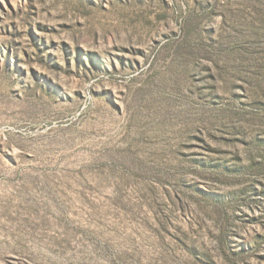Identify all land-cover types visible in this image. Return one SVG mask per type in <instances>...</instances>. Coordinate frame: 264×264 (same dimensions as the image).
<instances>
[{
	"label": "rangeland",
	"instance_id": "1",
	"mask_svg": "<svg viewBox=\"0 0 264 264\" xmlns=\"http://www.w3.org/2000/svg\"><path fill=\"white\" fill-rule=\"evenodd\" d=\"M0 264H264V0H0Z\"/></svg>",
	"mask_w": 264,
	"mask_h": 264
}]
</instances>
